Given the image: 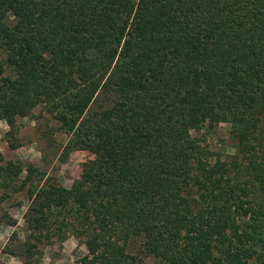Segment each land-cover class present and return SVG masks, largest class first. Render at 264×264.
<instances>
[{
	"label": "trees",
	"instance_id": "obj_1",
	"mask_svg": "<svg viewBox=\"0 0 264 264\" xmlns=\"http://www.w3.org/2000/svg\"><path fill=\"white\" fill-rule=\"evenodd\" d=\"M20 118L64 136L57 163L85 157L63 186L0 153V201L26 198L19 264L69 237L78 264H264V0H0L10 149Z\"/></svg>",
	"mask_w": 264,
	"mask_h": 264
},
{
	"label": "rangeland",
	"instance_id": "obj_2",
	"mask_svg": "<svg viewBox=\"0 0 264 264\" xmlns=\"http://www.w3.org/2000/svg\"><path fill=\"white\" fill-rule=\"evenodd\" d=\"M38 116V109L34 111ZM18 147L10 149L4 141L3 134L6 125L0 121V153L5 161H19L34 163L45 173L54 175L63 186H68L76 176L77 165L85 155L81 152L71 153L65 163L59 164L56 161L59 144L64 141V136L52 131V123L41 118L17 119ZM201 133V132H200ZM207 144L212 151L225 155L232 151L231 139L227 133V127L220 124L211 132L205 134ZM9 198L0 201V264H19L18 259L3 253L15 233L19 240L25 234L23 213L26 208V198L23 193H9ZM8 217V219H7ZM15 224L8 226V220ZM85 254L81 243L67 238L60 244H52L41 248L39 264H78V260Z\"/></svg>",
	"mask_w": 264,
	"mask_h": 264
}]
</instances>
